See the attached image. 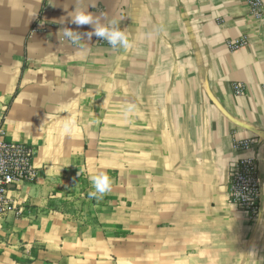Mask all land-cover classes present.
I'll list each match as a JSON object with an SVG mask.
<instances>
[{"label":"crops","instance_id":"obj_1","mask_svg":"<svg viewBox=\"0 0 264 264\" xmlns=\"http://www.w3.org/2000/svg\"><path fill=\"white\" fill-rule=\"evenodd\" d=\"M76 11L131 47L73 44L65 28L92 30ZM0 126L39 168L0 213V264H264V0L260 17L246 0H0ZM245 157L254 215L229 195Z\"/></svg>","mask_w":264,"mask_h":264},{"label":"built area","instance_id":"obj_2","mask_svg":"<svg viewBox=\"0 0 264 264\" xmlns=\"http://www.w3.org/2000/svg\"><path fill=\"white\" fill-rule=\"evenodd\" d=\"M256 16H261L263 0H246ZM104 43L105 40L98 39ZM245 39L229 42L233 49L246 44ZM239 90V89H238ZM252 140H244L238 147L250 148ZM34 149L24 143L11 140L6 129L0 126V213H5L13 204L11 193L25 183L37 180L39 168L34 164ZM229 195L232 202L252 215L259 209L260 184L257 163L253 157L239 160L231 169Z\"/></svg>","mask_w":264,"mask_h":264},{"label":"clouds","instance_id":"obj_3","mask_svg":"<svg viewBox=\"0 0 264 264\" xmlns=\"http://www.w3.org/2000/svg\"><path fill=\"white\" fill-rule=\"evenodd\" d=\"M71 23L76 28L89 26L92 30L80 33L70 28H65L63 36L73 44H78L82 36L87 37L90 41L93 36L98 39L105 40L112 48L123 47L128 49L131 47L129 37L126 31L117 26L115 20L108 23H101L100 18L94 16L88 11H76L74 16H71ZM73 123L68 121L64 125V131L67 134L73 132ZM93 190L89 192L92 198L100 199L111 191L112 180L106 173H100L89 177Z\"/></svg>","mask_w":264,"mask_h":264}]
</instances>
